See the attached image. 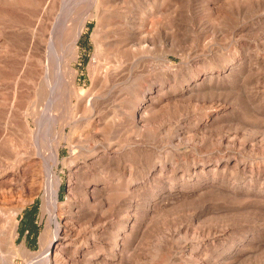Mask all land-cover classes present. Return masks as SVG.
Here are the masks:
<instances>
[{
  "label": "rangeland",
  "instance_id": "rangeland-1",
  "mask_svg": "<svg viewBox=\"0 0 264 264\" xmlns=\"http://www.w3.org/2000/svg\"><path fill=\"white\" fill-rule=\"evenodd\" d=\"M26 1L30 10L41 13L47 0ZM56 1L59 2V0H55V10H58L60 3L57 2L59 5L56 6ZM98 3L101 5L100 9L97 7ZM148 6L145 7L141 0H65L62 12L69 23H74L79 16H92L80 40L79 59L74 63V67L79 72V87L88 88L91 84L89 66L94 61L98 49L92 35L97 26L101 24L100 29L108 30L110 43L116 40L122 41L124 32L121 30L124 27L121 24V18L132 12L141 16L139 13L146 11ZM157 8L159 11L156 10ZM12 9L13 5L10 0H0V39H6L8 50L15 52L13 42L17 38L16 32L18 34L20 23L17 21L20 16L25 20L28 16V19H34L35 16L23 12L16 15ZM153 10L154 12H151L153 14L150 15L153 16L147 18L150 26L143 30L142 35L147 36L148 39H145L144 45L141 43L139 47L136 46L134 48L136 51L133 48L131 52L126 51V53L133 52L135 55V57L133 54L130 55L128 64L142 59L137 63L138 73L130 79L127 70L124 71L112 96L107 95L101 104V108L108 109L111 115L106 125L100 127L99 131L102 136L104 135L107 143H117L123 153L125 159L123 167L125 166L126 174L123 175L121 182L125 190L120 194H107L97 202L90 204H85L84 201L77 203V207L88 212L87 214L80 213L81 217L80 214H78L79 217L75 216L79 220L76 219L74 227L80 236L88 226L89 217H93L97 224H103L106 220L111 225L113 223L109 231L110 238L120 227L117 225L125 222L130 224L126 229L129 234L125 241L126 246H123L124 250L117 258L118 261L112 260L111 264H190L187 256L190 249L189 238L194 233L199 234L200 229L197 223L194 224L191 221V213L185 203L187 201L184 198H173L169 193L170 185L175 182L182 183L188 179H206L205 174L200 173V170H193L195 166L203 163L211 166L218 162H225L227 159L237 164L264 162V61H262L264 59V41L262 42L264 39V0H167ZM150 39L154 42L149 41ZM124 51L125 49L118 51V48L112 45L108 48L101 47L100 57L106 59L107 65L113 69L116 67L114 59L116 60ZM233 55L236 57V65L240 64L241 68H245L243 77L245 86L239 82L236 89L229 92L221 90L192 98L183 97L182 99L181 97L177 99L176 105L172 103L174 101H164L158 104L157 110L147 112L144 125L135 126L132 120L130 121V113L129 115L125 113L130 112L136 97L140 95L139 91L148 88L152 79L169 86L165 93L160 94V97L167 99L177 93L180 88L177 82L182 81L181 79L189 80V77L198 75L206 68L217 69L223 65L225 59H231ZM249 60L251 63L248 62ZM168 77L171 79L169 80ZM42 107L43 104L40 105L41 110L37 112L40 117ZM216 109L220 110L219 120L214 126L202 127L208 113ZM1 117L0 158L6 161L11 155L7 143L11 134L3 126L4 120ZM181 128L187 129V133L180 139L177 134L178 129ZM82 129L83 126H79L75 131L67 128L66 132L74 139L76 134L82 132ZM70 156L71 149L67 143H64L61 148V158ZM161 162L169 166L165 177L159 172V167L154 168L157 163ZM111 169L106 170L110 172L107 174L108 178L112 177L110 180L115 179V174ZM58 171L63 178L59 199L66 201L68 169L60 165ZM235 175H239L240 180L243 177L235 170L228 174L232 178L236 177ZM30 185L28 181L25 189L20 188L21 191L19 187L17 190L15 187L12 194L6 190H4L6 194L3 191L0 193V207L9 218L16 209L22 208L16 217L14 233H10L6 223H0V237L5 232H8L9 236L8 246H1L0 243V264H3V257L13 255L19 247L24 246L29 254L26 257L20 255L22 259L18 256L15 264H28L29 255L41 251L40 237L47 227L49 215L44 214L42 210V193H37ZM223 194L211 192L202 198L208 201L211 211L210 222L216 223L220 230L226 228L231 232L229 238L226 237L222 240L223 242L216 244L217 247L214 245V248L207 250V257L216 251H230L236 240H243L247 236L246 233H251L258 235L262 244H257L251 249L254 254L252 261L255 264H264V210L261 208L264 204L260 201H246L229 197L226 194L223 196ZM2 195H6V198L2 199ZM101 199L102 203H105L103 207H101ZM33 214H35L34 224L37 227L35 245L29 243L28 232L21 235L23 221ZM74 240H77V245L82 243L79 236ZM87 261H81L78 264H88ZM209 261H211L210 264L213 263L212 259Z\"/></svg>",
  "mask_w": 264,
  "mask_h": 264
},
{
  "label": "bare ground",
  "instance_id": "bare-ground-1",
  "mask_svg": "<svg viewBox=\"0 0 264 264\" xmlns=\"http://www.w3.org/2000/svg\"><path fill=\"white\" fill-rule=\"evenodd\" d=\"M141 1L145 7L149 5L146 11L139 13L142 17L138 16V13L132 12L121 18V24L124 27L121 30L124 32L122 41L116 40L110 43L108 30L100 29L101 24L97 26L92 35L98 49L94 61L89 66L91 84L88 88H81L78 85L79 72L74 67V63L79 59L80 40L92 16H79L74 23H69L62 12L65 0L56 1V3H60L58 10H55V0H47V3L41 1L42 3L45 2L44 5H46H43L44 8L41 13L30 10V7L26 5V0H10L13 5L12 10L15 11L16 15L23 12L35 16V18L28 19V16L25 20L20 16L19 21L16 20L17 23H20L18 34L16 32L17 38L12 36L16 40L12 38L15 52L8 50L5 38V40L0 39V116L4 120L3 126L11 134V138L7 142L10 147V158L6 161L0 158V193L3 191L6 194L7 191L12 194L15 187L16 190L17 187L19 190L20 188L23 190L29 181L33 190L42 193V210L44 214L49 215L47 227L40 237L41 251L36 254L31 253L27 260L28 264H78L85 260H88V264H111L110 261L117 260L124 250L123 246L126 244L125 241L129 235L126 230L130 225L128 222L117 225L120 227L118 229L115 227L116 231L113 229L115 233L111 234V238L109 231L114 224L111 225L110 222H106L107 220L103 224H97L93 217H89L88 226L81 236L77 234L79 232H76L74 224L76 219L79 220L78 214L86 213V210L77 207L78 201L90 204L97 202L98 199L100 200L107 194H120L125 190L121 182L123 175L126 174L125 166L123 167L125 160L123 153L117 143H107L106 138L99 131L100 127L106 125L111 115L108 109L101 108V104H103L104 98L107 95L110 97L115 87L119 85L124 71L127 70L130 79L138 73L137 63L142 59L136 63L128 64L130 55H134V53H126V51L131 52L132 48L134 49L146 42L145 39L148 37L142 35L144 34L143 30L150 26L147 18L153 16L150 15L153 14L151 12H154V8L167 0ZM58 3L56 6L59 5ZM97 5L100 9L101 5L99 3ZM138 9L140 8L138 7ZM149 41L152 42L153 40L150 39ZM263 41L264 39H262ZM111 45L117 47L118 51L125 49L116 60L114 59L116 67L113 69L107 65L106 59L100 57L101 47L108 48ZM148 48L151 49V47ZM134 51L136 50L134 49ZM237 53L239 52L237 51ZM233 57L225 59L223 65L217 69L206 68L198 75L189 77V80L187 78L181 79L182 81L179 80L180 82H177L180 85L179 90L170 98L166 97L167 99L160 97V94L165 93L169 86L152 79L148 88L139 91L140 95L136 97L135 103L130 105V112L125 113L128 115L130 113V121L132 120L135 126L144 125L146 124L147 112L156 109L158 104L164 101H174L172 103L176 105L177 99L181 97L182 99L183 97L192 98L221 90L226 92L227 90L228 92L235 90L239 82L244 85L245 68H241L240 64L236 65L235 55ZM171 77L168 79L170 80ZM42 104V116L40 117L37 112L41 110L40 105ZM219 111L216 109L209 112L202 127L214 126L220 118ZM125 113L124 115H126ZM178 123H180L179 120ZM79 126H83L82 132L80 130L81 133L76 134L74 139L72 135L67 134V128L75 131ZM178 131L177 135L180 139L187 133V129L183 128L178 129ZM64 143H67L71 149V156L62 159L61 148ZM60 165L68 169L66 201L59 199L60 188L63 183V178L58 171ZM157 167H159L161 175L165 177L168 164L157 163L154 168ZM109 169L114 172L115 179L110 180L112 177L108 178L107 174L110 172H106V170ZM197 169L200 170V173L205 174L206 179H188L182 183L175 182L169 187V193L173 198H184L187 201L185 203L188 206H185L191 213V221L194 224L197 223L200 229L199 234L194 233L189 238L190 249L187 256L190 264H210L209 259H212L214 264H253L254 254L251 249L257 244H262L259 241V236L251 233H246L247 236L243 240L237 241L235 239L232 247L230 244V251L218 252L215 250V253L213 252L210 257H207V250L216 244H220L226 237H230L231 232H229L230 229L226 228L220 230L216 223L210 222L211 211L208 207V201L206 198H202L211 192H219L236 199L260 201L264 204V162L237 164L236 162L233 163V160L227 159V161L218 162L216 165L210 166L203 163L193 168L194 171H198ZM233 170L243 176L241 180L238 178L239 175H235L236 177L233 178L228 176L229 172ZM137 189L139 188L137 187ZM5 196L2 195V199ZM102 202L101 199V207L105 206V203ZM261 208L264 210V205ZM21 209H16L9 218L0 207V223H6L11 234L16 229V217ZM76 234L82 239V243L79 242L80 245H77V240H74L77 238H74ZM8 239V232L2 233L0 237L1 246H8ZM132 246L134 245L132 244ZM28 254L29 252L24 246L19 247L13 255L3 257L2 261L3 264H15L18 256L26 257Z\"/></svg>",
  "mask_w": 264,
  "mask_h": 264
},
{
  "label": "trees",
  "instance_id": "trees-1",
  "mask_svg": "<svg viewBox=\"0 0 264 264\" xmlns=\"http://www.w3.org/2000/svg\"><path fill=\"white\" fill-rule=\"evenodd\" d=\"M35 214L29 215L28 218H26L22 223V229H21V235L23 236L24 233L28 232V241L31 245L36 244V236H37V227L34 224Z\"/></svg>",
  "mask_w": 264,
  "mask_h": 264
}]
</instances>
